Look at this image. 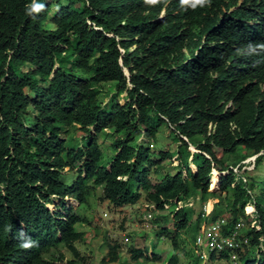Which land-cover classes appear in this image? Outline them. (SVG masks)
I'll use <instances>...</instances> for the list:
<instances>
[{"label":"trees","instance_id":"trees-1","mask_svg":"<svg viewBox=\"0 0 264 264\" xmlns=\"http://www.w3.org/2000/svg\"><path fill=\"white\" fill-rule=\"evenodd\" d=\"M260 45L264 0H0V264H85L77 226L90 221L73 206L90 207L96 192L112 208L167 206L151 221H172L175 250L165 264L180 263L191 200L200 206L192 264L203 263L195 246L202 226L217 219L224 235L239 221L247 227L238 263L264 264ZM163 128L173 151L169 142L156 146ZM173 158L174 172L158 178ZM214 199L225 202L226 217L205 215ZM163 234L168 227L155 236ZM106 246L101 262H117L119 247ZM127 253L132 262L160 261L146 248ZM207 261L231 262L228 252Z\"/></svg>","mask_w":264,"mask_h":264},{"label":"rangeland","instance_id":"rangeland-1","mask_svg":"<svg viewBox=\"0 0 264 264\" xmlns=\"http://www.w3.org/2000/svg\"><path fill=\"white\" fill-rule=\"evenodd\" d=\"M49 1V0H48ZM125 95H121L120 103L124 102ZM106 101V99H105ZM169 131L166 129H161L158 136V142L156 146L158 148L165 147L170 144L171 150H175L176 145L169 142L168 137ZM111 139L107 138L101 142V147L104 152L105 159H109L113 155V151L109 148ZM167 142H169L167 144ZM191 151L195 149L193 147L189 148ZM253 159H247L245 163L252 162ZM229 163H233L232 161ZM178 162L175 158L171 160H166L162 165L161 174L158 178L162 177L163 174L170 172L173 173ZM193 170V166L190 165ZM247 171L252 173V165L247 166ZM234 172H238L234 169ZM242 172V171H241ZM214 173V172H213ZM157 176V175H156ZM213 176V174H212ZM211 176V179H212ZM157 178V177H156ZM211 179L209 187L211 184ZM94 194V193H93ZM99 192H96L95 196H91L89 200L90 207L86 206H73L78 215L86 218L90 223L88 225L77 226V231H85L84 242L78 244L80 255L84 257L85 264H165L170 255L174 252L173 245L171 243V238L173 235L172 221H168L166 224H162L160 228H151V221L157 218L163 217L169 213V209L165 211H155L149 212L146 207L139 203L132 207L123 208H112L106 202L98 201L97 196ZM56 204L58 202H55ZM187 207L191 209V225L178 237L177 239V252L179 254L180 263L179 264H192L196 257V251L192 245V235L194 234V221L200 211V206L198 201H189ZM206 209L215 210L217 216L224 217L226 215L225 202L218 201L216 199L208 201L205 205ZM247 205L244 209L245 214H247ZM49 209L54 211V206L50 205ZM252 208V207H251ZM254 209V208H253ZM249 213V212H248ZM151 214L152 219L147 222V215ZM226 217V216H225ZM249 220L251 217L249 216ZM161 223V222H160ZM160 225V224H159ZM163 227H168L171 231L170 235L163 234L159 238H156V234L159 229L162 230ZM247 228V227H246ZM246 228L241 230V234L244 235ZM117 245L119 249L117 250V262L102 263V259L106 256L107 246ZM130 247H135L140 250L147 249V257L158 256L160 258L159 262L139 260L138 262H132L128 256V250ZM257 253L256 249H253L252 254ZM256 256V255H255ZM70 254H67V258ZM257 258V257H256ZM77 264H80L79 262ZM199 264V263H198ZM204 264V263H201ZM205 264H211L208 261ZM213 264H233L231 262L216 261ZM237 264H242L238 263Z\"/></svg>","mask_w":264,"mask_h":264},{"label":"built area","instance_id":"built-area-1","mask_svg":"<svg viewBox=\"0 0 264 264\" xmlns=\"http://www.w3.org/2000/svg\"><path fill=\"white\" fill-rule=\"evenodd\" d=\"M179 209L183 206V203H177ZM167 209V206H165ZM203 211L206 216H208L212 212V207L210 209H206L204 206ZM248 216L251 217L250 226L258 230L256 227L257 223L254 218V209L252 207V211L248 213ZM152 219L151 214L147 215V222ZM225 225V221L222 219H217L210 225L202 226L199 235H197L195 239V246L199 252V257L201 261L204 263L208 260V255L211 252L221 253L228 252L230 256V261L233 264H237L238 256L236 254L237 251L243 250L245 247L249 246V238L241 234V230L244 227V222L239 221L233 227V230L228 235H224L221 233L222 226ZM259 252L255 254L259 258V253L262 251V240H260L259 244Z\"/></svg>","mask_w":264,"mask_h":264},{"label":"clouds","instance_id":"clouds-1","mask_svg":"<svg viewBox=\"0 0 264 264\" xmlns=\"http://www.w3.org/2000/svg\"><path fill=\"white\" fill-rule=\"evenodd\" d=\"M249 47H251V46H249ZM259 47L264 48V45H260ZM29 246H30L29 243H23V244H21V247H29Z\"/></svg>","mask_w":264,"mask_h":264},{"label":"water","instance_id":"water-1","mask_svg":"<svg viewBox=\"0 0 264 264\" xmlns=\"http://www.w3.org/2000/svg\"><path fill=\"white\" fill-rule=\"evenodd\" d=\"M255 158V157H254Z\"/></svg>","mask_w":264,"mask_h":264}]
</instances>
